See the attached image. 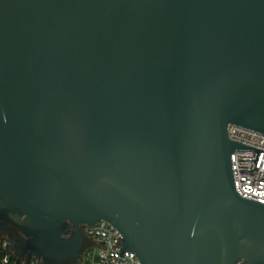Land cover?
Returning <instances> with one entry per match:
<instances>
[{
	"label": "water",
	"instance_id": "water-1",
	"mask_svg": "<svg viewBox=\"0 0 264 264\" xmlns=\"http://www.w3.org/2000/svg\"><path fill=\"white\" fill-rule=\"evenodd\" d=\"M229 126L264 135V0H0L17 258L78 264L83 228L107 222L141 264H264Z\"/></svg>",
	"mask_w": 264,
	"mask_h": 264
},
{
	"label": "built area",
	"instance_id": "built-area-1",
	"mask_svg": "<svg viewBox=\"0 0 264 264\" xmlns=\"http://www.w3.org/2000/svg\"><path fill=\"white\" fill-rule=\"evenodd\" d=\"M229 138L248 149L232 155L236 192L243 198L264 205V135L237 126H229ZM86 247L81 264H141L138 257L123 250V236L111 224L102 222L83 228ZM1 264H27L10 249L8 237L0 240ZM31 264H37L33 260ZM237 264H247L239 261Z\"/></svg>",
	"mask_w": 264,
	"mask_h": 264
},
{
	"label": "flooded vegetation",
	"instance_id": "flooded-vegetation-1",
	"mask_svg": "<svg viewBox=\"0 0 264 264\" xmlns=\"http://www.w3.org/2000/svg\"><path fill=\"white\" fill-rule=\"evenodd\" d=\"M0 236H1V235H0ZM1 237H2V239H3L4 237H20V233H19V231H18L17 229H15V228H9V229L6 231V233H5L3 236H1ZM2 239H1V240H2ZM83 252H84V250H83L82 253H81V257H80L79 259H77L78 264H81V263H82ZM24 260H26L27 264H31V263L33 262V260H32V261H29L28 259H24ZM37 264H39V263L37 262ZM58 264H76V263H72V262H70V261H67L66 263H58Z\"/></svg>",
	"mask_w": 264,
	"mask_h": 264
},
{
	"label": "trees",
	"instance_id": "trees-1",
	"mask_svg": "<svg viewBox=\"0 0 264 264\" xmlns=\"http://www.w3.org/2000/svg\"><path fill=\"white\" fill-rule=\"evenodd\" d=\"M1 258H2V254H1V252H0V262H1ZM1 264V263H0Z\"/></svg>",
	"mask_w": 264,
	"mask_h": 264
}]
</instances>
